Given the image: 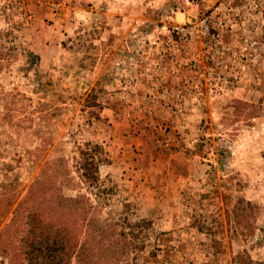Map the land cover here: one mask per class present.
<instances>
[{"label":"rangeland","instance_id":"1","mask_svg":"<svg viewBox=\"0 0 264 264\" xmlns=\"http://www.w3.org/2000/svg\"><path fill=\"white\" fill-rule=\"evenodd\" d=\"M34 212L60 264H264V0H0V264Z\"/></svg>","mask_w":264,"mask_h":264},{"label":"trees","instance_id":"2","mask_svg":"<svg viewBox=\"0 0 264 264\" xmlns=\"http://www.w3.org/2000/svg\"><path fill=\"white\" fill-rule=\"evenodd\" d=\"M80 163L78 164L77 174L82 184H85L90 192L95 191L94 196L107 194L112 192V188H104L100 181L99 169L103 164L108 163V157L104 151V148L99 144L86 143L85 147L80 149ZM91 195H78L75 197H65L64 200L68 201V209L73 211L75 214H85L87 209H91L92 204L90 203ZM34 226L30 231V238L27 240V246L25 247V261L27 264H60L58 262L59 256L62 255L63 251L65 259L73 254L75 242H71L73 237L72 233L66 235L67 240L59 242L54 239L53 236L48 232L46 226L39 227L42 219L39 215L32 214ZM43 224V223H42ZM144 224L147 228H150L149 221L140 220L134 225Z\"/></svg>","mask_w":264,"mask_h":264},{"label":"crops","instance_id":"3","mask_svg":"<svg viewBox=\"0 0 264 264\" xmlns=\"http://www.w3.org/2000/svg\"><path fill=\"white\" fill-rule=\"evenodd\" d=\"M121 153H122V155L125 154V152H121Z\"/></svg>","mask_w":264,"mask_h":264}]
</instances>
